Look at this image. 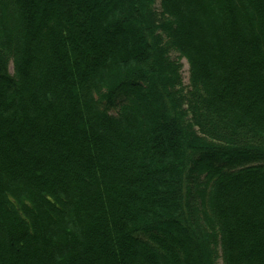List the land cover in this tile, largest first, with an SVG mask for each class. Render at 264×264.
Segmentation results:
<instances>
[{"label": "trees", "instance_id": "trees-1", "mask_svg": "<svg viewBox=\"0 0 264 264\" xmlns=\"http://www.w3.org/2000/svg\"><path fill=\"white\" fill-rule=\"evenodd\" d=\"M219 260L264 264V0H0V264Z\"/></svg>", "mask_w": 264, "mask_h": 264}, {"label": "rangeland", "instance_id": "rangeland-1", "mask_svg": "<svg viewBox=\"0 0 264 264\" xmlns=\"http://www.w3.org/2000/svg\"><path fill=\"white\" fill-rule=\"evenodd\" d=\"M156 7L157 8L160 7L159 2H157ZM171 55H172L173 59H178V57H179V54H176V53H172ZM181 63L183 65V69H182L183 81H184L185 85H188L189 84V78H190V76H189V65H188L186 59H182ZM10 71L11 72L13 71L12 66H10ZM219 264H223V262H221V260H219Z\"/></svg>", "mask_w": 264, "mask_h": 264}]
</instances>
